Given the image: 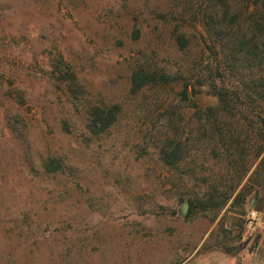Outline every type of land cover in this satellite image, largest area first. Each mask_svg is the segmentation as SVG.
Returning <instances> with one entry per match:
<instances>
[{
  "label": "rangeland",
  "instance_id": "1",
  "mask_svg": "<svg viewBox=\"0 0 264 264\" xmlns=\"http://www.w3.org/2000/svg\"><path fill=\"white\" fill-rule=\"evenodd\" d=\"M256 23L264 0H0V264H264L262 177L246 215L231 202L190 212L207 179L246 184L259 132L244 121L263 109L250 90ZM140 66L171 83L132 93ZM240 89L246 161L229 172L231 138L216 131L234 127L215 129L209 111ZM95 106L118 107L101 135L88 126ZM168 139L189 151L179 167L161 160Z\"/></svg>",
  "mask_w": 264,
  "mask_h": 264
},
{
  "label": "trees",
  "instance_id": "2",
  "mask_svg": "<svg viewBox=\"0 0 264 264\" xmlns=\"http://www.w3.org/2000/svg\"><path fill=\"white\" fill-rule=\"evenodd\" d=\"M252 27L254 29L259 28V30H261V34H256L254 35L253 39H251L252 43H255L257 40H259V48L263 46V51L260 52L261 54H259L257 58L260 59L259 61L261 64V68L257 70V73L255 75V70L249 68V77H253L250 84V90H252V93L257 95L258 98H263L262 113L258 114L255 120H250L249 118H247V121H244V124L247 128L253 126L252 128L254 129V127L256 126L255 128H257L259 132L257 135V139L259 136V140L255 155L253 157L250 156L249 158L246 157V161L244 150L239 153L242 149L240 139L242 138V134L245 135V131H239V126L240 128H242L243 124L242 119H240L242 116L239 117L238 115L239 108L237 103L240 99L242 89H240V93L232 94L233 96L231 99H229L226 92H219L218 97L221 107L218 110L210 109L209 111L211 113L209 115V119L212 121L215 129L219 130V128L226 125H231L232 127H234L232 131H228V135L225 133L221 134L219 133V131H216L217 135H224V138L230 136L231 138L230 144L225 148L226 153L221 155L220 163H222V165L220 164V166H223L222 168L230 166V169L228 170L229 172H232L236 169V166L238 164L242 165L246 161L247 167L245 166L246 169L245 171H243V177L239 179V182L242 179H247V181L245 186L238 192V187L230 190H225L224 188V190H222L217 185H215L213 181H209L207 179L204 182H206L209 187L203 198H199L198 196H196V199H192V201H190L191 213L194 209H196L200 212L219 214L221 211L226 209V207L231 202L232 207L239 204L243 215H246L248 198L253 193L256 192L257 194H259L260 192V189H255L254 186L256 184H259L258 179H260L261 177L264 180V25L261 28L256 23ZM246 44L251 45L250 41H247V43H243L239 39V41H237L234 45L235 47H245ZM251 49L253 50V47ZM240 62L243 64H249L253 62V58L240 57ZM58 67L59 66H57V68ZM243 70L244 68L242 67L240 71L241 76L244 78L242 74ZM217 72H219V70H217ZM171 78V75L166 72H161L158 69H151L145 66H140L133 72L131 76V91L132 93L137 94L143 90H154L157 88H161L170 84L172 81ZM183 96L185 98H188L190 96V93L187 89L184 91ZM250 96H252L251 93ZM247 108L249 109L250 106ZM89 115L90 123L88 126L91 132L95 135H101L104 134L117 120L118 107L114 106L103 108L95 106L90 110ZM249 139L251 140V137ZM187 154L189 155V151H187L180 142H176V140L174 139L166 140L160 148L161 160L165 165L172 168L179 167L184 161V158L185 156H187ZM256 163L257 166L255 167ZM46 168L49 171H55L58 167L56 166V163L52 161L46 164ZM256 238L257 239L252 248V251H254L258 246L261 235H258Z\"/></svg>",
  "mask_w": 264,
  "mask_h": 264
},
{
  "label": "crops",
  "instance_id": "3",
  "mask_svg": "<svg viewBox=\"0 0 264 264\" xmlns=\"http://www.w3.org/2000/svg\"><path fill=\"white\" fill-rule=\"evenodd\" d=\"M259 214L264 215V200H260L257 202V210Z\"/></svg>",
  "mask_w": 264,
  "mask_h": 264
},
{
  "label": "water",
  "instance_id": "4",
  "mask_svg": "<svg viewBox=\"0 0 264 264\" xmlns=\"http://www.w3.org/2000/svg\"><path fill=\"white\" fill-rule=\"evenodd\" d=\"M254 202V198L253 200L251 201V204ZM188 209H189V203L188 202H185L183 207H182V210H181V215L184 217L187 215L188 213Z\"/></svg>",
  "mask_w": 264,
  "mask_h": 264
},
{
  "label": "built area",
  "instance_id": "5",
  "mask_svg": "<svg viewBox=\"0 0 264 264\" xmlns=\"http://www.w3.org/2000/svg\"><path fill=\"white\" fill-rule=\"evenodd\" d=\"M256 216H257V213L253 212L252 215H251V219H252L251 223L253 222V220L256 219Z\"/></svg>",
  "mask_w": 264,
  "mask_h": 264
}]
</instances>
